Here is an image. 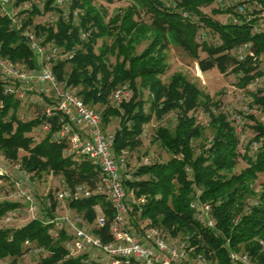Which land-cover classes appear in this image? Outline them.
<instances>
[{"label": "trees", "instance_id": "16d2710c", "mask_svg": "<svg viewBox=\"0 0 264 264\" xmlns=\"http://www.w3.org/2000/svg\"><path fill=\"white\" fill-rule=\"evenodd\" d=\"M31 1L15 0L13 6L18 8ZM96 1L114 4L124 0H64L63 6L55 0H45L43 8L33 5L18 11L21 28L0 4V57L37 68L26 30L44 43L55 44L62 53H72V59L53 64L57 78L72 90L81 87L77 94L89 107L104 105L100 113L103 124L113 117L120 118L113 132L114 153L128 151V164L137 179L123 180L126 191L134 194L127 214L131 232L144 235L155 228L170 242L182 243L188 251L183 264L191 256L196 260L198 255L206 264H236L230 258L233 251L264 264V184L259 191L254 188L259 174H264V123L248 115V127L255 136L241 153L236 127L226 113L219 111L220 101H214L180 72L174 73L168 83L162 80L169 69L166 50L172 39L198 60L203 72L217 68L222 74L234 73L241 88L254 83L257 87L252 91L253 103L264 110V87L255 84L263 75L260 60L264 59V0H231L227 8L223 5L230 0H131L123 12L111 17ZM213 5L214 15L228 14L232 19L223 23L204 13L203 9ZM240 5H245L244 12H239ZM141 12L149 16V22L139 19ZM48 14L54 18L40 20ZM99 40L103 42L97 48ZM145 42L146 47L138 52ZM244 43L251 45L253 56L248 54L239 61L236 49ZM201 53L205 56L200 57ZM110 57H115V63ZM68 65L70 72L66 71ZM7 83L10 82L0 72V150L5 158L18 161L20 151H25L21 164L31 177L55 174L63 177L64 187L94 185L100 172L89 160L67 156L65 143L53 141L50 133L35 142L33 132L45 120L43 106H38L34 118L22 120L19 112L28 101L5 93ZM126 84L131 97L119 106L109 104L111 93ZM200 108L210 119L212 136L208 139H204L207 127L195 116ZM170 113L176 115L175 126L160 125L153 140L170 157L160 162L150 161L148 156L133 161L143 145L146 125ZM199 140L203 141L195 149L193 142ZM145 158L148 164H143ZM241 159L247 166L235 172ZM141 197L145 202L137 203ZM52 198L50 193L39 202L35 195L38 211L33 219L17 227H0V260L17 264L28 252L44 248L40 264H98L88 253L71 256L63 244L65 232L57 240L53 238L49 221L55 216L56 204L53 208L46 205ZM194 201L210 205L214 227L198 218L191 208ZM23 205V201H0V219ZM69 205L91 222L96 217L95 207L101 206L108 222L103 230L95 232L111 239L109 226L114 210L104 196L95 195Z\"/></svg>", "mask_w": 264, "mask_h": 264}, {"label": "built area", "instance_id": "2783aa9c", "mask_svg": "<svg viewBox=\"0 0 264 264\" xmlns=\"http://www.w3.org/2000/svg\"><path fill=\"white\" fill-rule=\"evenodd\" d=\"M15 0H0L1 8L8 15L7 6ZM45 0H32L22 4L27 9L35 5L43 8ZM58 6H63L64 0H55ZM245 11V5L239 6V12ZM17 11L10 15L18 28L22 22ZM25 35L30 48L35 52L37 68H27L25 64L13 63L9 59H0L1 75L10 82L5 86V93L14 94L23 101H31L34 105L43 106L42 115L45 117L41 125L44 134H51L55 142L65 143V153L74 159L85 158L99 169V179L94 185L78 184L74 187H64L53 194L52 200L46 205L53 208L56 204L55 216L49 221L52 225L51 234L58 239L61 232L67 235L64 246L71 256L88 253L98 264H183L188 258V251L178 241L167 240L157 229L150 228L144 235L131 232L129 229L128 211L133 192H127L123 180H137L133 176V168L128 164V151L114 153L115 137L113 133H106L101 114L86 105L83 99L67 86L65 81L57 78L53 72V64L60 60L72 59L71 52L62 53L61 49L52 43H44L31 30ZM253 56L251 45L244 43L236 49L239 61H244L247 55ZM263 75L255 84L264 87V59L260 60ZM35 97V99L33 98ZM131 97L128 84L116 89L113 102L117 106ZM56 128L53 130V123ZM257 144L255 143V146ZM143 164H148L145 158ZM13 171L18 173L12 182L15 190L10 198L5 200L23 201L26 211L35 217L38 203L30 187L24 183L28 174L21 164H14ZM7 172L0 165V176ZM200 192H198L199 194ZM95 195L104 196L112 205L114 217L109 226L110 240L95 230H103L108 222V216L99 205L95 207L96 217L89 221L84 214L77 213L69 203L89 199ZM134 201V200H133ZM137 203H144L145 198L136 199ZM191 208L196 210L198 218L210 228L214 227L211 207L206 202L194 201ZM19 209L10 210L4 216L5 222H11L17 217ZM37 254L45 253L44 248L33 250ZM232 262L236 264H257L246 254L233 251L230 254ZM199 264H206L202 255L196 259Z\"/></svg>", "mask_w": 264, "mask_h": 264}, {"label": "rangeland", "instance_id": "374dc122", "mask_svg": "<svg viewBox=\"0 0 264 264\" xmlns=\"http://www.w3.org/2000/svg\"><path fill=\"white\" fill-rule=\"evenodd\" d=\"M232 2L233 1L230 0V1H226L224 5L223 4L221 5L217 4V5L218 6L223 5V8H227L230 6L229 4H231ZM131 3H132L131 0L117 1L114 4H107L101 1H96V4L98 6H102L108 11L110 17L115 15L117 12H121L122 10H124ZM13 4L14 2L12 4H9L6 8L10 15H12L14 11L18 12L19 10H23L21 8L22 5L18 8L15 6L14 8ZM214 8H216L215 5L205 8L203 10L204 13L210 15L211 17L223 23L224 22L227 23L232 19V17L229 16L228 14L214 15L212 12V9ZM53 18L54 17H51V14H48L44 18H41L40 20L42 21L51 20ZM139 19L147 22L150 21L149 16L144 12H141ZM203 34H204V30L202 33H200L198 40H200ZM205 37L207 38V40H210V37L208 36ZM106 41L109 44H111L113 40L107 39ZM102 42L103 40L98 41L97 48L102 45ZM170 43L171 44L169 48L166 50L169 69L166 75L162 77V80L165 83H168L170 77L174 73L180 72L184 74L189 80L196 83L198 87L204 93L210 95L214 101H220L221 107L219 111L226 113L229 119L233 121V124L236 127L237 134L241 140L240 152L241 153L244 152L245 145L249 143L255 136L253 130L248 127V124L251 121V119L248 118V115H252L257 120L264 123L263 108L253 103L252 91L257 86H253L254 85L253 83L247 88H241L238 85L239 77L236 74L231 72L228 74H222L219 72L217 68H214L207 72H203L198 66V60L189 56L182 48L177 46L176 42L173 41L172 39H170ZM146 45L147 42L139 46L138 52H141L146 47ZM204 56L205 53L200 54V57H204ZM0 59L4 60L6 58L0 57ZM110 60L112 63H115V57H110ZM21 64H25L27 68H30L29 65L26 63L21 62ZM38 65L39 64L37 60V66ZM70 70H71V65H68L66 67V71L70 72ZM0 71H1V65H0ZM53 72L55 73L54 69ZM80 90L81 87L74 88V91L76 93L79 92ZM33 98L35 99V97ZM109 104L111 105L113 104V106H115L113 103V92L109 97ZM94 109L98 113H102L103 110L105 109V106L99 104L95 106ZM38 111H39L38 105H34L29 100L28 102L22 104L19 112V116L22 120H30L36 116ZM195 116L197 117L199 123L207 127L204 139L210 138L212 136V133L210 128L208 127L210 121L208 114L203 109L200 108L195 112ZM175 118H176L175 113H170L169 115H166L162 120H157L156 118H154L150 124L146 125L145 136L143 137V145L135 153L136 155L132 160L138 162L136 160L137 158L138 160H141V158L145 156H148L150 161H154V162L167 160L170 157L169 153L165 151L163 148H161L157 143H153V140L155 137L156 129L160 125L174 127L176 123ZM119 122H120L119 117H113L110 119L109 123L103 124L106 133H113L119 127ZM44 135H45L44 131L42 130L41 127H39L33 132V136L37 138L35 142L41 140ZM201 141L203 140L193 142L195 149L199 147ZM24 155H26V152L20 151V155H19L20 159L18 161H12L5 158L2 151L0 150V165L7 172V174H5L4 176H0V201L10 198V194L15 190V186L12 182L14 181V176H18V173L13 171V165L18 163L21 164V159ZM246 166L247 164L245 163V161L241 159L239 161L238 166L235 169V172H240ZM31 176L32 175L31 174L29 175L28 173V175L24 177V183L31 188L32 192L34 193V197L36 195V198L38 199L39 202L44 196H47L50 193L54 194L57 190H61L65 186L64 179L61 175L57 176L55 174H46L42 178H36V177L34 178ZM263 184H264V174H259V177L254 185L255 190L259 191L263 186ZM26 207H27L26 204L23 205L20 208L17 217H15L14 220L11 222H5L4 218L0 219V227L1 226L17 227L33 219V216L26 211ZM44 257L45 255L37 254L34 251H31L28 252L24 257L19 259V262L17 264H40L41 260L44 259ZM0 264H9V263L6 260H0ZM186 264H199V262L195 260V257L191 256L189 262H187Z\"/></svg>", "mask_w": 264, "mask_h": 264}]
</instances>
